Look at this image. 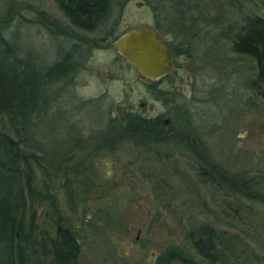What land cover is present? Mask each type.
<instances>
[{
  "label": "rangeland",
  "instance_id": "rangeland-1",
  "mask_svg": "<svg viewBox=\"0 0 264 264\" xmlns=\"http://www.w3.org/2000/svg\"><path fill=\"white\" fill-rule=\"evenodd\" d=\"M253 2L264 13L263 4ZM3 17V32L14 31L22 49L40 63L54 61L65 37L50 28V17L64 22L53 0H0ZM153 19L145 0H112L115 32L152 26ZM114 39L82 45L77 72L52 88L35 127L49 161L45 175L35 170L36 181L56 196L61 227L77 238V264H154L172 248L201 263L188 234L203 224L238 237L230 244L238 259L229 264H264V213L249 211L208 180L213 168L216 175L249 180L264 194V99L252 86L258 81L251 75L254 63L226 44L193 40L191 56H181L160 86L148 87L118 54ZM122 111L173 117L190 150L173 140L137 145L126 134L111 143L109 127ZM51 160L60 162L59 169ZM37 213L39 224L53 227L46 203Z\"/></svg>",
  "mask_w": 264,
  "mask_h": 264
},
{
  "label": "trees",
  "instance_id": "trees-1",
  "mask_svg": "<svg viewBox=\"0 0 264 264\" xmlns=\"http://www.w3.org/2000/svg\"><path fill=\"white\" fill-rule=\"evenodd\" d=\"M53 1L64 22L47 19L50 28L65 39L49 64L38 62L22 49L14 31L6 35L3 32L8 25L6 19L0 20V264H41L40 258H46L48 264H77V238L69 228L61 227L56 196L46 187H38L36 181L35 170L45 175L44 164L49 161L35 137V127L44 119L52 88L77 72L82 45L103 46L121 33L109 24L112 0ZM145 1L153 12L152 27L164 39L166 34L173 35V40L165 41L176 67L180 66L181 56H191L193 40L226 44L232 53L247 56L254 63L251 75H256L258 81L252 86L264 99V13L255 11L253 0ZM259 1L264 7V0ZM121 113L117 123L109 127L115 135L111 143L126 134L137 145H163L173 140L190 150L186 139L180 137L179 122L173 117L165 124L160 116L148 118L132 111ZM197 157L202 160L200 155ZM50 163L59 169V161ZM211 170L208 180L217 182L223 195L253 213H264V194L249 180L237 175L222 177ZM43 203L54 216L50 229L37 222V207ZM229 234L226 237L213 226L203 224L188 234L201 263L172 248L163 250L154 264H170L175 259L184 264H229L231 257L237 258L230 244L238 240L236 235Z\"/></svg>",
  "mask_w": 264,
  "mask_h": 264
},
{
  "label": "water",
  "instance_id": "water-1",
  "mask_svg": "<svg viewBox=\"0 0 264 264\" xmlns=\"http://www.w3.org/2000/svg\"><path fill=\"white\" fill-rule=\"evenodd\" d=\"M113 46L142 82L158 80L171 70L172 52L151 25H139L124 31L115 38Z\"/></svg>",
  "mask_w": 264,
  "mask_h": 264
},
{
  "label": "flooded vegetation",
  "instance_id": "flooded-vegetation-1",
  "mask_svg": "<svg viewBox=\"0 0 264 264\" xmlns=\"http://www.w3.org/2000/svg\"><path fill=\"white\" fill-rule=\"evenodd\" d=\"M160 36V35H159ZM163 38V37H162ZM164 39V38H163ZM115 40V39H114ZM165 40V39H164ZM166 43H167V41H166ZM168 44V43H167ZM169 46V45H168ZM169 48H170V46H169ZM171 50V49H170ZM172 52V51H171ZM172 56H173V54H172ZM128 64V63H127ZM129 65V64H128ZM173 65H174V57H173V61H172V67H171V70H172V68H173ZM129 67L130 68H132L133 69V67L132 66H130L129 65ZM134 70V69H133ZM169 71L165 76H163V77H160L158 80H154V81H152V82H150V83H146V82H142V81H140L139 79V81L141 82V83H143L144 85H146V86H148V87H152V86H160V84L162 83V81L165 79V78H167L166 76H168L172 71ZM134 72H135V70H134ZM136 74V73H135ZM137 76V75H136ZM167 120V119H166ZM163 122L165 123V124H167V122L168 121H165V120H163Z\"/></svg>",
  "mask_w": 264,
  "mask_h": 264
}]
</instances>
